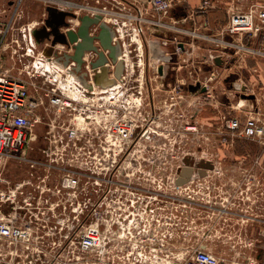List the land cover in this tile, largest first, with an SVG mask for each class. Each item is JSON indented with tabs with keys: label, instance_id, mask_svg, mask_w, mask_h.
Here are the masks:
<instances>
[{
	"label": "built area",
	"instance_id": "1",
	"mask_svg": "<svg viewBox=\"0 0 264 264\" xmlns=\"http://www.w3.org/2000/svg\"><path fill=\"white\" fill-rule=\"evenodd\" d=\"M108 1L119 3L116 10L108 6L102 9L90 7L93 11L85 14L104 16L105 22L115 30L113 41L123 43L119 58L124 60L127 75H122L117 83H122L136 65L131 58L136 52L124 41L130 34L131 24H134L133 37L129 36L132 43L142 46L146 32L151 33L145 42L150 58L155 54L157 70L177 62L186 49L192 53L196 48L198 64L205 69L209 67L212 77L220 75L224 82L229 81V88L240 96L255 95L248 110L227 118L226 126L233 136L264 143V118L253 87L239 75L222 76L216 70L225 65L224 54H236L244 47L239 45L237 38L264 31V4L254 3L246 12L233 11L221 29V36H215L199 31L207 26L204 18L195 20L196 15H204L212 6L211 0H203L191 13H185L184 9L180 11L182 0ZM22 2L9 0L11 12L0 11V182L5 181L2 172L10 160L24 162L30 175L8 190L0 191V201L12 204V208H16L13 203L20 194L24 201L19 206L24 213L23 220L18 221L17 210L0 216V264L72 262L61 258L65 249L62 239L54 243L45 241L46 234L51 231L62 235L63 222L60 219H71L73 223L84 220L76 244L87 256L84 264H127L130 257L135 258L134 263L145 257L148 264H159L158 254L164 245L158 241L161 222L158 219L153 223L154 203L158 201L154 191L177 190L179 185L175 181L179 171L174 166L161 164L160 150L154 146L149 151L145 147L131 148L135 137L144 136L153 129L142 117L132 119L125 116V110H122V116H117L121 107L108 103L110 100L106 99L105 93H99L101 90L97 89L95 76L100 69L91 65L97 57L96 52L92 51L84 58L83 69L93 85L87 95L59 85L48 89L46 82L35 81L37 75L47 72L41 63L57 61V55L73 53L74 48L72 43H53V39L40 38L38 41L33 34L35 25L25 23L17 27L16 10ZM88 4L66 1L58 8L52 6L57 11L66 9L72 12L74 15L69 16L77 21L72 26L70 20L69 24L60 26V30L64 33L75 30L79 22L76 14L81 16L78 7L89 8ZM108 14L114 17L108 18ZM188 19L197 25L187 26ZM43 26L44 20L39 28ZM163 35L168 37L163 38ZM170 35L173 49L164 55L160 47L169 42ZM201 41L219 45L200 46ZM41 43L43 46L38 49ZM48 48L53 51L50 56L45 54ZM105 53L109 52L106 50ZM136 55L141 57L143 54ZM217 58H221V64L217 63ZM22 59L27 60L24 65L16 66ZM58 63L59 75L72 76L74 60L68 64ZM106 64L109 66L108 79H115L114 62L109 58ZM168 69L164 68L163 77H167ZM201 86L210 93L208 80ZM81 87L79 91L82 88L87 91ZM48 105L57 107L58 111L73 113L66 127H57L53 121L47 123ZM37 125H43L42 132L36 131ZM135 154H145L147 158L130 157ZM130 158L134 160L130 161ZM144 161L149 163L148 167ZM198 179L200 176L196 173L188 182ZM40 218L43 222L37 221ZM51 219L55 222L54 229L49 226L48 220ZM184 257H178L176 264L223 263V258L207 248H197Z\"/></svg>",
	"mask_w": 264,
	"mask_h": 264
},
{
	"label": "rangeland",
	"instance_id": "2",
	"mask_svg": "<svg viewBox=\"0 0 264 264\" xmlns=\"http://www.w3.org/2000/svg\"><path fill=\"white\" fill-rule=\"evenodd\" d=\"M66 1H77V3L85 5L87 2H89V8L78 7V12L80 13L92 12L93 9L90 7L102 9L108 6L109 8H114L116 10L117 5H119L118 2L108 0H62L54 1L53 3L49 0H23V2L16 10V26L19 27V25L22 26L25 23H29L30 26L35 25L33 31V34L35 35V31L37 28H39L40 24H42V20H46L49 9L52 8V6L58 8L60 7L61 2L64 3ZM214 2L215 3L212 4L213 6L226 8L227 11H229L228 15L236 10L240 12H246L250 9V7H252V4L254 3L257 5L264 4V0H214ZM3 10H5L7 14L11 12V9L9 7V0H0V11ZM107 17L113 18L114 15L112 16L108 14ZM76 22V20L72 21V26H74L73 24ZM223 26H225V24ZM133 29L134 24H131L130 28L128 29V31L131 30L130 34L127 35L126 38H130L129 36H131V38L133 37ZM95 30H97V28H95ZM146 30L147 28L145 27V31ZM199 31L205 33L203 28H199ZM146 33L147 34H145V36L147 40L145 39V41L147 42L151 33ZM136 37L139 38L138 36ZM238 39L239 45H244V47H242L239 52H243L245 63L248 65L247 67H243V81L249 85H252L253 88L256 87V91L258 92L257 87L259 85H264V81L260 77H258L255 68L258 63H262L264 65V31L258 32L257 34H249L244 37H239L237 38V40ZM47 40H50V38H47ZM96 41H98V38L95 40V42ZM145 41L143 42V56L140 57V55H136L135 53V56H131V58L136 62L134 68L135 70H137V72L135 73V75H133V79L130 82L132 84L140 82L144 85L142 96L139 94H130V91L128 92L127 96L123 95V92L121 91L122 85L115 86V88L113 89H107L110 95V97H108L110 98L109 100H112L113 102L115 100V102L118 104H120L121 102L120 107L122 108L121 111H117V116H122V110L125 106H127L128 109L126 112V116L128 118L134 119L141 115L143 116L142 120L150 124V127L153 129V138L144 141L146 143L142 144L141 146H155L159 148V161L161 162V164H168L169 167H173V164L176 163H183V160L181 158L184 156V154L195 157L197 161H200L202 157L205 159H213L214 161L218 159L217 164H219V167L217 169L220 171H218L217 169L211 170V175L209 176V178L214 180L221 179L223 181V185L225 184V186L232 180H238V176H241L240 179L244 181L250 179L251 175H257L255 176L256 179L264 180L263 169H261V167L260 171H257L256 174L251 173L248 175L249 170L254 172V163L250 164L247 161L239 164L232 163V161L223 162V165L219 163L220 158L228 156L222 155L220 153L221 148L232 149L233 147H235L253 150L256 148L264 147V143H259L244 137L237 138L238 136H233L232 132L226 126L227 118L236 114V112L245 111L251 107L252 98L242 97L238 93H236L235 90H231L229 88V81L224 82L221 76L212 77L211 73L205 72V67L201 66L200 63L199 73H197L195 69H192L191 73L188 72L189 70L185 73L182 69L180 71L182 72L181 78L176 80L175 82H173L174 80L169 77H163L161 74H159V70H157L156 68V64H158L157 60L154 59L153 56H151V58L149 59L148 46ZM201 45H209L215 47L218 46L219 43L201 41L200 46ZM42 46L43 43L38 44L37 47L38 49H40ZM195 57L199 58L198 56ZM26 61L27 60L22 59L17 63L16 66L22 67ZM139 61L140 65H137ZM53 62L50 63L44 61L43 63H41V66L45 67L47 72L45 74H42L41 76L37 75L38 77H35V79L37 80L34 79L36 82H46V88L48 89L59 85L62 87L70 88V91L73 90V92H77L78 94L80 92H83V94L85 95L91 93L88 87L86 88L87 91H85L83 88L79 91L80 82H77V80H75L76 76L73 78L74 75H59L58 72H60V70L57 67L60 65H55L56 62ZM192 62L193 65H195L198 64L199 61L197 62V60H195ZM130 71L134 70L130 69ZM128 75H131V73H129ZM255 77L258 80L255 79ZM252 78H254L253 80H256L255 82L259 81L257 85H254L252 82L250 83V80L252 81ZM198 79L199 81L197 83L196 80ZM207 79L208 83L210 84L211 90L213 89V86L214 88H216L215 86H217V93L210 92L211 94L216 93V97L210 96L211 94L209 92L202 90V86L197 85H200V83L202 84V82L207 81ZM81 83H83V81ZM191 85L195 86L193 90L190 87ZM223 92H225L224 96H222ZM152 95L155 100L153 109L151 107ZM212 98L218 101V105H216V103L210 104ZM112 101L108 103L114 104ZM203 106L204 108L207 107V110L200 115L201 111L204 109H202ZM260 107L262 110V116L264 118V95H262L261 97ZM152 114L155 115L154 122H152ZM72 116L73 113L69 111H58L57 107L48 105V111L46 113L45 120H47V123L53 121V123L56 124L57 127L59 126L60 128H62L66 127V125L70 122L69 120L70 118H72ZM36 131L42 132L43 125H37ZM173 147L177 148V158L175 161L171 159L172 153L171 151H169V149L171 150V148ZM130 157H134V159H136L137 157L144 159L145 157L147 158V155L144 154L143 156H138L135 154L134 156ZM131 158L129 160L133 161L134 159L131 160ZM247 158H251V156H247ZM2 175L4 180H6L0 182V191L8 190L9 187L14 186L16 183L23 182L30 175V169L24 162L10 160L4 167ZM133 178L136 179L135 176ZM246 183L239 188V192L243 191L244 193L238 194V198H236L235 201H240L241 205L239 206L243 207V210H246L249 208V206L250 208L252 207L251 205L253 200L260 198L257 199L259 200V202H256V204H261V208L263 209L262 205H264V194L259 192L256 193V188L254 186H249L250 184L248 182ZM225 186L224 191H227L228 189V193L225 192L224 195H227L231 192L232 186ZM189 191L192 195L191 197L193 198V203H185L187 204L186 206H184V203H181L182 207H179L175 211V215L177 216V219H181L183 221L190 219L193 232L202 233L209 231V243L211 247L207 249L211 250L214 254L224 259H264V250L261 245L264 236L261 235V239L257 241L253 240V235L248 234V228L250 225L246 223L247 220L240 218V223H238L237 220L228 218L231 216L230 214H226L225 217L227 216V218L222 221L219 219V213H216V210L210 208V205H216L215 202L218 192V186L209 185L202 187L200 186V183L197 185L195 183L190 187ZM228 196L231 197V195ZM203 197H205L206 199H203ZM205 201L208 208H206L204 206L205 204H203V202ZM0 204H3L0 205V216L8 214V211L14 213L17 210L18 221L23 220L24 213L22 209L19 208L20 205L24 204L21 194L13 203V206H15L16 208H12V204H8L2 201H0ZM229 206L232 205L229 204ZM229 210L231 209L229 208ZM249 212H252V210H250ZM216 216H218V220ZM60 220L63 222L62 235H60L59 232L56 234V232L51 231L50 233L46 234L45 241H47L48 243H54L55 240L59 242L62 239V243L64 244L65 249L63 250V255L61 256V258L64 260H73L72 262H68V264H77V262H79V264H84L83 262L86 261L87 256L86 254L84 255L83 253H81L78 247H76L78 232L81 229L84 220H81L80 223H73L71 219ZM37 221L43 222L41 218ZM48 221L49 226L52 225L54 229L55 222L52 219ZM72 224H74L75 226L73 227ZM219 225H221L222 227L226 226L230 229L235 228L236 230L238 229L239 225L242 231H245V233L241 234L239 237L232 233H227L224 235L225 240L224 243H222L221 237L223 236L219 232H217L220 227ZM252 242L254 243L251 244ZM191 252L192 251L188 252L187 255ZM143 253L147 254V252ZM134 261L135 258L130 257L127 264H148V260L146 261L145 257L144 260L141 259L137 263H134ZM260 264H264V261Z\"/></svg>",
	"mask_w": 264,
	"mask_h": 264
},
{
	"label": "crops",
	"instance_id": "3",
	"mask_svg": "<svg viewBox=\"0 0 264 264\" xmlns=\"http://www.w3.org/2000/svg\"><path fill=\"white\" fill-rule=\"evenodd\" d=\"M202 1L203 0H182L179 5H180V7H183V8H181L180 11H182L184 9L183 11L185 13L186 12L188 13V11H189V13H191V11L195 10L202 3ZM211 1L213 4L215 3L214 0H211ZM231 9H233V8H231ZM175 13L177 14L178 12L175 10ZM228 13H229V11H227L226 8L216 7V6L212 5L204 15H196L195 20H197V19L199 20L200 18H204L206 20V23H207V26L205 28H203L205 33L209 32L212 35L221 36L222 31L220 28L224 27L223 26L224 24L226 26L227 20L229 17ZM185 24L187 26H193V25L196 26L197 25V24H195V21L192 19H188V22H186ZM160 35H162V34H160ZM163 36H165V35H163ZM166 37H168V36H165L163 38H166ZM170 37H171V35L169 36V42L168 43L161 44L160 49L164 55L170 54L171 50L173 49V46L171 43L172 40L170 39ZM124 41L128 47H132L134 49L136 54L137 53L138 54H144V47H143L144 44L143 43H142V46H140L136 42L132 43L130 38H125ZM204 46H209V45H204ZM197 55L198 54H197L196 48L193 50L192 53L189 50L187 51V49H186V51L178 57V59L176 60L177 62L170 63L169 65L165 66L166 68H169L168 73H169V71L174 72L175 77L171 78L172 80H174L173 82H175L176 80L181 78L182 72H180V71L182 69L184 70L185 73L188 70H189L188 72L191 73L192 69L193 70L195 69L197 71V73H199V64L193 65V62H192L195 60H197V62H198V58L195 57ZM148 56L150 59V55H148ZM223 56H224V59L226 60V63L224 66L216 68V70H218L222 76H228V74H231V75H233V77H235V76L239 75L241 77V79H243V77H242L243 76L242 75L243 69H244L243 67L248 66L245 63V58L243 56V52L238 51V53H236V54H233L231 52L230 53L227 52V55L224 54ZM52 58L53 57H50V59H52ZM153 58H156L155 54L153 55ZM204 70L206 73L207 72L211 73L209 70V67H207ZM255 70L257 71L258 77H260L264 81V65L262 63H258L256 65ZM108 76L109 75L107 74V78L105 79V81L110 79V78L108 79ZM217 77H220V75ZM253 79L254 78H252V81L250 80V83L252 82L254 85H257V83L259 81L255 82L256 80H253ZM255 79H257V78L255 77ZM105 81L96 82L97 83L96 86L99 85V83H104ZM79 82H80L79 87H81L82 86L81 80ZM90 83L91 82L89 81V84ZM82 87H84V86H82ZM209 87H210V84H209ZM215 87L216 88H214V86H213V89L210 92H216L217 86H215ZM257 88H258V92L256 91V87H254L253 90L257 94V100L256 101L260 105L261 97H262V95H264V85H259ZM97 89L102 90L103 87L98 86ZM210 89H211V87H210ZM216 93H213L210 96L216 97ZM224 93L225 92H223L222 96L225 95ZM214 103H216V105H218V101L214 100L212 98L210 104H214ZM203 108H204V106L202 107V109ZM206 110H207V107H205L201 111L200 115L204 111L206 112ZM220 150H221L220 153L222 155H228L227 157L220 158L219 163L221 165H223V162H230V161H232V163H237V164L243 163L245 161L249 162L250 164L254 163V172L249 170L248 175L251 173L256 174L257 171H260V167H261V169H263V178H264V147L256 148L253 150L252 149H241V148L237 149L234 147L232 149L221 148ZM247 156H249V157L251 156V158H247ZM217 163H218V159L216 160V169L219 167V164H217ZM255 176H257V175H255ZM255 176L251 175L250 179H248L247 181L241 180L240 179L241 176H238L237 181L239 182V187H242L244 183L248 182L250 184V185L248 184L249 186H254L256 189L261 188V190L264 191V180L256 179ZM192 184H193V182H188L184 185H179L178 189L175 191H170V189H160V190L154 191L155 194L157 195L158 201H157V203L156 202L154 203L155 211L153 213H155V214L153 217V223H156V221L158 219L161 222V229L159 231V236H158L159 240L158 241L162 242L164 245V246L160 247V251H159L160 253L158 254V258H160V259L157 260V263H159V264H176V263H178V261H177L178 257L186 256L187 253L190 251H193L197 248H209V247H211L210 243H209V237H210L209 231L202 232V233L193 232L192 223H191L190 219L183 221L181 219H177V216L175 215L176 214L175 211L179 207H182L181 203H184V204L185 203H188V204L193 203L192 202L193 198L191 197L192 195L189 191ZM256 193H258V192H256ZM188 194H190L191 196H189ZM186 205L187 204H185L184 206H186ZM239 209L243 210V207L239 206ZM225 210H226L225 207H223L221 211L219 210V213L221 212V215L219 214V219L222 221H224L225 218H227V216L225 217V215L227 214V212H225ZM227 211H229V210H227ZM254 213H255L254 214L255 216L252 215V212H249L246 209L243 211H239V215L237 218L233 217V215L228 217V218L237 220L238 223H240V218L247 220V222L245 220L244 221L250 225L249 228L246 227V228H248V234H252L254 237L253 240L257 241V240L261 239V237H260L261 235L264 236V234L261 232L264 228V226L262 225L264 223V210H263V213H262V210L261 211L255 210ZM252 216L255 218L254 221H251ZM216 218L218 220V216H216ZM219 226H218L219 230L217 231V229H216V231L219 232L223 236V237H221L222 243H224V240H225L224 235L227 233L228 234L232 233L238 237L241 234L245 233V231H242V229L239 225H238L239 230L238 229L236 230L235 228L230 229V228H227L226 226H224V227H222L221 225H219ZM254 242H252L251 244H253ZM261 245H262L263 250H264V238H263V242ZM233 247H235V246H233ZM263 261H264V259H258V258L257 259L252 258L250 260H239V259H229V258L224 259L223 258L222 264H244V263L256 264L257 262H258L257 264H260V263H263Z\"/></svg>",
	"mask_w": 264,
	"mask_h": 264
},
{
	"label": "water",
	"instance_id": "4",
	"mask_svg": "<svg viewBox=\"0 0 264 264\" xmlns=\"http://www.w3.org/2000/svg\"><path fill=\"white\" fill-rule=\"evenodd\" d=\"M50 11V17L51 21L54 23L52 32L54 33L53 43L56 42H62V43H72L74 51L73 53H67L65 52L62 55H57L58 59L63 58L64 64H68L71 60L75 61L74 69L79 72L81 71V68L84 64V55L86 51H94L97 54V57L95 60L91 62V65L96 70L99 68L100 70H97L95 80L96 82H102L105 81L108 74V66L107 62L110 58L113 62L116 61L115 66V74L117 77H120L123 69H124V60L122 58H119L120 55V46L118 44H113V38L115 36V31L111 25H109L107 22L102 20V16L100 14L90 15V14H83L79 17L80 24L77 27L76 30H69L67 33L64 32H58L60 29V26L67 25V21L65 20L66 16L74 15L72 12L68 11H62V10H55L53 8L49 9ZM102 28V34H100L98 37L103 46L105 48H109L110 52L107 54L103 49L99 47L95 43V40L97 37L91 35V26L93 24L99 23ZM48 32H40L39 30L35 31V37L39 41L40 38H45L48 36ZM66 35L68 39L66 38ZM53 53L52 48H48L45 50V54L50 56ZM218 64H221V58L216 59ZM160 73H163V68H159ZM198 86H201V84H197ZM192 90L194 89V85L190 86ZM202 90H205V87H202ZM245 97V95H242ZM249 98H255L254 94H251L248 96ZM206 167H212V164L210 162H206L203 164ZM193 173V168L190 166H185L180 169L179 176L177 177L176 183L177 185H184L188 181H190L191 176Z\"/></svg>",
	"mask_w": 264,
	"mask_h": 264
},
{
	"label": "flooded vegetation",
	"instance_id": "5",
	"mask_svg": "<svg viewBox=\"0 0 264 264\" xmlns=\"http://www.w3.org/2000/svg\"><path fill=\"white\" fill-rule=\"evenodd\" d=\"M44 22H45V26H43V27H40V28H38V29H36V30H39L40 32H48L49 34H48V36L47 37H45V38H51V35H52V29H53V26H54V23L51 21V17H50V11H49V14L47 15V18H46V20H44ZM60 29V28H59ZM115 31V30H114ZM54 38V37H53ZM113 44H118L119 46H120V53H122L123 52V43L121 42V41H119V42H114L113 41ZM138 54V53H137ZM57 61L58 62H61L62 64H64V59L63 58H61V59H58L57 58ZM73 71L75 72V73H77V75L80 77V78H82V80H81V82L83 81V83L81 84L82 86H84L85 88H89V90H92V88H93V85H91V84H89V77H88V74H87V72L83 69V66H82V68H81V71H79V72H77L74 68H73ZM142 71H143V69H142ZM164 68H163V73H164ZM131 72V75H128L127 77H124L125 79L122 81V83H117L116 82V79L117 80H119V79H121V77H122V75H124V76H126L127 74L125 73V65H124V69H123V72H122V74H121V76L120 77H117L116 76V74H115V83H114V86L113 87H109V86H106L105 85V83H99V85H97V87L99 86V87H103V89L101 90V92H103V93H106L105 94V96H106V99H107V97H110V95H109V93H108V90L107 89H113V88H115V86H118V85H122L121 86V91L123 92V95H128V92L130 91L131 93L130 94H139V95H141L142 96V94H143V88H144V85L142 84V83H140V82H138V83H136V84H132L130 81L133 79V75H135V73L137 72V70H135L134 69V71H130ZM163 73H160V71H159V74H163ZM167 77H169V78H174L175 77V74H174V72L173 71H169V73L167 74ZM137 80H138V78H137ZM110 99V98H109ZM114 100V99H113ZM112 100H110V102H111ZM113 102V101H112ZM114 104H116V105H118V106H121V102H120V104H118V103H116L115 102V100H114V102H113ZM138 105V104H137ZM151 107H152V109H153V106L155 105V100H154V97H153V95H152V99H151ZM122 108V107H121ZM127 106H125L124 108H123V110H125V116H126V112H127ZM123 112V111H122ZM155 114H156V111H155ZM138 117H143V116H138ZM151 118H152V122H154V119H155V115L154 114H152V116H151ZM147 125L149 126L150 124H148L147 123ZM152 133V131H150L148 134H145L144 136L143 135H141V136H137V137H135L134 138V141H133V144H132V146H131V148L132 149H134L137 145H139V146H137L136 148H140V149H143L144 147L143 146H141L142 144H144V143H146V142H144V141H146V140H148V139H150V138H153V134H151ZM237 138H243V137H237ZM153 146H149V147H145V150L146 151H149L151 148H152ZM155 147V146H154ZM157 148V147H156ZM235 148V147H234ZM157 149H159V148H157ZM176 147H173V148H171V153H172V157H171V159L173 160V161H175L176 160V154H177V152H176ZM238 149V148H237ZM160 150V149H159ZM182 160H183V163H176V164H173V166L175 167V169L176 170H178V171H180V169L181 168H183V167H185V166H190V167H192L193 168V173H192V176H191V179L190 180H192V178L195 176V174L197 173L199 176H200V179L199 180H194V181H192L193 182V184H195L196 183V185L197 184H199L200 183V186H202V187H205V186H209V185H215V186H218V192H217V195H216V205L214 204H212V205H210V208H213V210H216V213H219V210L221 211L222 210V208L223 207H225V212H227V214H230L231 216L233 215V217H238V215H239V211H243V210H240L239 209V205H241V203H240V201H235V199L236 198H238V194H243L244 192L243 191H241L240 193H239V182L237 181V180H232L231 182H229V183H227L226 184V186H225V184L223 185V181L221 180V179H211V178H209V176L211 175L210 174V171L211 170H214V169H216V161H214L213 159H205V158H201V160L200 161H197L196 159H195V157H193V156H190V155H185L184 154V156L181 158ZM171 160V161H172ZM217 160V159H216ZM206 162H210L211 164H212V167L210 168V167H206V166H204L203 164L204 163H206ZM144 163H145V165L146 166H149V163L147 162V161H144ZM218 170V169H217ZM218 171H220V170H218ZM192 184V185H193ZM245 184V183H244ZM243 184V185H244ZM232 186L231 187V192L229 193V194H227V195H224V193L225 192H227L228 193V189H227V191H224V186L225 187H227V186ZM257 191H255V192H259V193H263L264 194V191L263 190H261V188H259V189H256ZM249 192V191H248ZM206 194V193H205ZM228 195H231V197L230 196H228ZM254 195V194H253ZM207 196V195H206ZM219 197V198H218ZM240 198V197H239ZM203 199H206L205 197H203ZM250 199H252V198H250ZM257 199H260V198H257ZM257 199H255V200H253V202H252V207L250 208V206H249V208L247 209V211H250V210H252V215L253 216H255L254 214V212H255V210H256V208H257V210L256 211H261L262 210V213H263V210H264V205H262L263 206V209L261 208V204H259V205H257L256 204V202H259V200H257ZM207 201V200H206ZM206 201L205 202H203V204H205L204 206L206 207V208H208V206H207V204H206ZM264 202V201H263ZM229 204H231L232 206H229ZM264 204V203H263ZM226 205V206H225ZM229 206V207H228ZM222 207V208H221ZM228 207V208H227ZM229 208L231 209V210H229ZM227 210H229V211H227ZM224 212V213H225ZM220 215H221V212L219 213ZM252 216V218H251V221H254V217ZM234 220V219H233ZM250 220V219H249ZM263 226H264V223L262 224ZM262 230V229H261ZM263 234H264V228H263V230L261 231ZM250 244V243H249Z\"/></svg>",
	"mask_w": 264,
	"mask_h": 264
},
{
	"label": "bare ground",
	"instance_id": "6",
	"mask_svg": "<svg viewBox=\"0 0 264 264\" xmlns=\"http://www.w3.org/2000/svg\"><path fill=\"white\" fill-rule=\"evenodd\" d=\"M62 11H67L66 9H62ZM48 14H49V12H48ZM83 14H85V13H81V15H83ZM89 14H91V13H89ZM77 15V18H79V16H80V14H76ZM93 15V14H92ZM65 20L68 22V24L70 23V20H72V21H74V20H76V19H74L72 16H66V18H65ZM102 20H104L105 21V19H104V16H103V18H102ZM79 24H80V20H79V22H78V24L76 25V28H75V30L77 29V27L79 26ZM95 28H97V30H95ZM58 32H63V31H61V30H59ZM102 28H101V26H100V22L99 23H96V24H93L92 26H91V35L92 36H94L95 35V37H97L98 39H99V35L100 34H102ZM53 37H54V33H52V35H51V38L50 39H53ZM66 38L68 39V37H67V35H66ZM96 43V42H95ZM98 44H99V47H101L105 52H106V50L108 51V52H110V49L109 48H105L104 46H103V44H102V42L100 41V40H98V42H97ZM96 43V44H97ZM92 51H86L85 52V55H84V58H85V56H87L89 53H91ZM95 53V52H94ZM107 54V53H106ZM107 56H108V54H107ZM108 58H109V56H108ZM108 61H109V59H108ZM57 64H59L57 61H55ZM49 64V63H48ZM46 65V64H45ZM60 65V64H59ZM75 65V64H74ZM115 66H116V61L114 62V71H115ZM108 68H109V66H108ZM74 75V76H73ZM72 76H73V78L75 77V80H77V81H80V80H82L78 75H77V73H73L72 74ZM115 79H110V80H107V81H105L104 83H105V85L106 86H109V87H113L114 86V83H115V81H114ZM117 80V79H116Z\"/></svg>",
	"mask_w": 264,
	"mask_h": 264
}]
</instances>
